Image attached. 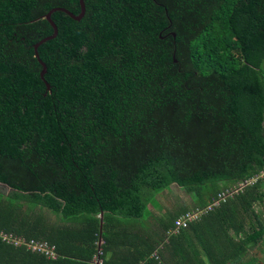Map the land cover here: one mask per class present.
I'll list each match as a JSON object with an SVG mask.
<instances>
[{
	"label": "trees",
	"instance_id": "obj_1",
	"mask_svg": "<svg viewBox=\"0 0 264 264\" xmlns=\"http://www.w3.org/2000/svg\"><path fill=\"white\" fill-rule=\"evenodd\" d=\"M85 4L80 21L52 14L58 35L39 47L48 89L34 50L54 33L44 15L79 14V0H0V182L11 187H0V231L59 254L0 240V264H89L99 247L119 264L117 216H143L175 183L193 206L161 213V237L129 264H264L249 257L264 248V180L171 232L264 169V0ZM205 220L220 236L200 250L189 235Z\"/></svg>",
	"mask_w": 264,
	"mask_h": 264
},
{
	"label": "crops",
	"instance_id": "obj_2",
	"mask_svg": "<svg viewBox=\"0 0 264 264\" xmlns=\"http://www.w3.org/2000/svg\"><path fill=\"white\" fill-rule=\"evenodd\" d=\"M189 205L193 206V200ZM102 216L103 215H101V217ZM117 218V221L120 223V230L123 232L118 240L122 242V244H125L118 245L116 242L117 247L110 254L114 253L115 251V255H118L119 258L116 259L119 264H129L130 260L134 258L136 253L140 252L141 249H146L147 243L149 241H155L161 237V192H159L156 196V203L154 205L150 204L148 206V211L143 216L123 217L119 215ZM254 220L255 219H253V222ZM218 225V223L210 220L201 222L202 227H200L199 231H190V241H193L194 245L200 250L203 249L201 247L203 244H206L207 247H217V240L220 236L218 233ZM250 225L251 224L249 222V224L245 226L244 230L240 234H237L235 230L231 229L230 235L238 240L240 236H245V234L250 231V227L252 226ZM260 245L261 244H259V247ZM158 249H161V245ZM250 253L251 254L249 257H259L257 253H253L252 251ZM145 263V261L142 262V264Z\"/></svg>",
	"mask_w": 264,
	"mask_h": 264
},
{
	"label": "built area",
	"instance_id": "obj_3",
	"mask_svg": "<svg viewBox=\"0 0 264 264\" xmlns=\"http://www.w3.org/2000/svg\"><path fill=\"white\" fill-rule=\"evenodd\" d=\"M261 180H264V169H262L252 177L241 180L237 185L221 191L218 194V198L214 202L206 206H197L182 213L175 220V224L171 232L180 233L183 229L188 228L191 224L201 220L203 215L209 213L210 211L221 205V203L227 202L228 199L233 198L235 195L244 191L246 187L255 185ZM0 240L16 247L26 246L31 251L44 255L49 259H56L59 256L56 245L50 243L48 240H38L34 238L27 239L24 236L17 235L15 232L6 231H0ZM98 243L100 245L101 241L99 240ZM152 256L159 258L157 252H154ZM89 264H104V260L102 258V249L100 247L98 251L93 255Z\"/></svg>",
	"mask_w": 264,
	"mask_h": 264
},
{
	"label": "rangeland",
	"instance_id": "obj_4",
	"mask_svg": "<svg viewBox=\"0 0 264 264\" xmlns=\"http://www.w3.org/2000/svg\"><path fill=\"white\" fill-rule=\"evenodd\" d=\"M0 187L1 191L4 193H8L10 191V188L3 184H0ZM152 195L153 197L155 196L154 194ZM191 201V195L187 194L178 184L175 183L172 185L171 188L166 189L161 193V206L163 207V210L161 209V213L177 210L180 206H183L184 204H190ZM257 209L262 211V219H264V203L258 205ZM251 249V251L253 253H257L259 255V258H261L264 262V253L261 252V249L263 250L264 248L261 247V245L259 247L258 244L254 245Z\"/></svg>",
	"mask_w": 264,
	"mask_h": 264
},
{
	"label": "water",
	"instance_id": "obj_5",
	"mask_svg": "<svg viewBox=\"0 0 264 264\" xmlns=\"http://www.w3.org/2000/svg\"><path fill=\"white\" fill-rule=\"evenodd\" d=\"M79 3H80V7H81V11H80L79 14H75V13L72 12L71 10H69V9H67V8H65V7H60V6H59V7H54V8H52L48 13H46V14L44 15V18H46V19L51 23V25L53 26L54 33L51 34V35H49V36H47V37H45V38H43V39H41L38 43H36V44L34 45V50H35V54H36V57H37L38 61H39V62L41 63V65L43 66V70L41 71V78H42V79L44 80V82L47 84L48 89H50L51 86L49 85L48 81H47L46 78H45V74L47 73V65H46V63L42 60V58L40 57V54H39V47H40L43 43H45V42H47V41H49V40L55 38V37L58 35V26H57V24L54 22V20L52 19V14H53V13H55V12H57V11H62V12H64V13H67V14H68L72 19H74V20H77V21L82 20V18H83V17L85 16V14H86V4H85V0H79ZM171 34H172V36H173L174 38H176L177 34H176L175 32H171ZM160 37H161V35H160ZM162 38H164V37L162 36ZM174 57H175V54H174ZM175 61L177 62L178 60L175 59ZM0 184H3V185H5V186H7V187H9V188L11 189V187H10L9 185L5 184V183H1V182H0Z\"/></svg>",
	"mask_w": 264,
	"mask_h": 264
}]
</instances>
